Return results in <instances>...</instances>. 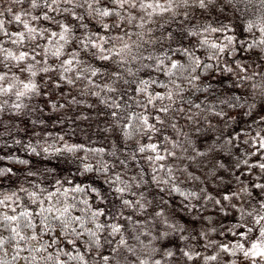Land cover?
I'll return each mask as SVG.
<instances>
[{
    "label": "trees",
    "instance_id": "1",
    "mask_svg": "<svg viewBox=\"0 0 264 264\" xmlns=\"http://www.w3.org/2000/svg\"><path fill=\"white\" fill-rule=\"evenodd\" d=\"M233 2L212 0L214 6L205 9L191 5L190 9H179L181 14L173 18L172 13L141 9L137 0L136 7L126 4L127 11L121 9L119 14L113 12L106 17L105 22L115 26L103 30L89 16L86 0H56L52 9L43 2L32 8L31 0H0V20L7 30L6 38L0 29V71L7 64L19 80L32 79L40 89L39 93H30L32 102H24L22 96L10 98L9 103L0 100V170L12 169L10 173L0 172V225H3L0 237L5 238L0 244V261L55 264L58 258L63 264H84L77 257V253H82L87 264H103L95 257V245L91 252L87 250L92 240L88 232L91 230L102 237L105 254L117 247L120 236L124 235L132 252L121 245L112 254L119 264H140L145 259L152 264L156 260L161 264H264V258L246 256L236 247L243 244L246 250L260 237L259 226L252 223L251 215L244 214L241 219L240 206L260 212L259 202L264 200V189L255 187L257 183L264 184V170L256 164L264 163V151L258 150L259 145L251 139L257 131L264 135V122L260 120L264 117V59H261L264 53L255 48L251 52L241 50L234 57L213 47V42L227 44L229 50L239 47V40L255 39L259 43L261 34L256 18L264 10L259 0H239L240 10L232 7ZM47 3L51 4L52 0ZM99 5L117 7L113 0H99ZM99 5L93 3V7ZM186 10L187 17L183 16ZM43 12L53 19H46ZM13 13L20 14V21L13 18ZM249 20L253 24L251 31ZM62 23L75 33L67 42L59 35ZM29 28L40 29L44 36L38 32L30 35ZM222 28L225 30L221 31ZM188 29L192 30L191 35ZM97 31L108 35L105 47L115 46L124 60H119L115 52L108 61L91 57V52L72 59L73 48L81 51L77 40L85 33ZM16 32L23 33L25 39L16 43L19 39L14 35ZM180 32H184L183 38ZM169 33L173 35L170 37ZM229 35L237 42H229ZM61 43L64 48L57 57L54 52ZM124 44L128 45L126 49L121 47ZM184 48L192 56L200 57L198 66L192 56L182 51ZM9 49L13 56L5 59ZM22 51L29 55L22 61L16 60L14 57ZM65 59H72V65H65L68 71L64 75L74 83L59 75L64 71L60 64ZM235 59L241 61L243 68L237 66ZM157 60L162 63L157 64ZM172 60L179 62L176 67L171 66ZM81 61L94 63L106 74L92 77L95 84L77 77V68L83 70ZM29 64L34 66V77L28 70ZM204 65L209 67L205 69ZM45 68L47 73L42 70ZM46 75L50 79H45ZM193 76L199 79L193 80ZM237 76L250 78L238 80ZM11 78L14 79L8 76L0 81V86L12 82ZM54 80L60 81L58 86L52 83ZM141 80L145 83L141 84ZM137 87L147 88L148 93L136 92ZM14 88L16 92L22 89ZM44 92L48 95H43ZM149 99L151 103H147ZM16 104L20 108H15ZM249 104L253 105L251 109ZM161 108L168 111L160 112ZM21 110L35 113L34 121L20 114ZM133 112L136 115L129 123L128 117ZM145 113L157 131L144 127L140 117ZM156 114L162 117V122L155 120ZM149 143L156 144V149L144 147L141 151L140 146ZM209 146L212 151H208ZM117 186L126 191L116 193ZM242 186H249L251 195L240 193L231 197V203L237 207L222 199L225 191L239 192ZM41 189L52 194L51 201L43 197L45 206L70 205L66 220L55 222L70 225L67 236L58 235L59 228L41 233L40 243L47 241L43 249L38 244L33 248L27 240L15 239L11 235V224L15 222L5 220V215L32 208L39 228V213L28 193ZM93 189L103 193L106 199H97ZM200 189L205 192L198 197L187 195L199 193ZM207 192L221 199V204L216 205L214 199L204 200ZM124 199L131 200L132 205L122 207ZM141 203L146 205L142 210ZM221 205L225 206L223 211ZM98 207L105 211L97 213L94 219L93 212ZM117 211L123 215L117 216ZM157 212L161 215L157 216ZM52 215L49 214L50 223ZM128 216L132 219H126ZM164 218L176 225L175 231L163 223ZM18 219L19 230L29 235L26 218ZM113 221L123 226V233L111 234ZM97 223L105 228L98 231ZM163 232L168 234L161 236ZM18 243L20 248L15 247ZM220 244H227L228 249H221ZM165 249L173 255H165ZM185 250L200 255L189 260ZM212 256L216 258L205 259ZM109 264L115 262L110 260Z\"/></svg>",
    "mask_w": 264,
    "mask_h": 264
},
{
    "label": "snow or ice",
    "instance_id": "2",
    "mask_svg": "<svg viewBox=\"0 0 264 264\" xmlns=\"http://www.w3.org/2000/svg\"><path fill=\"white\" fill-rule=\"evenodd\" d=\"M43 2L44 6L52 9L53 5L56 4V0H52V3L49 4L47 3V0H31V4L30 7L32 8H36L39 6V3ZM87 8L89 10V16H91L93 19H95L97 21V23L99 24L100 28L103 30H109L110 27H114V24H110L109 22H105V18L108 17L111 13L115 12L117 14H119V11L122 9L124 11H127V8H125V5L128 4L131 7H136L137 6V0H113V4L116 5L117 7H108L106 5H99V0H92V2H87ZM93 3H96L97 5H99L98 7H93ZM260 3V7L262 10H264V0H259ZM191 5H198L200 9H205L207 7H209L210 5L214 6L212 4V0H163V3H161V0H140L139 3V7L141 9L144 8H151L153 11H157L160 13H172L173 18H175V16L180 15L181 13L178 11L181 8L184 9H190ZM239 0H234L232 7L235 8L236 10H240L239 7ZM251 6V5H249ZM59 7V5H57V8ZM80 7H84V5H80ZM8 12H12L11 8L6 9ZM42 15L48 19V20H52L53 18L51 16L48 15L47 12H43ZM73 15H77L75 12H73ZM183 16L187 17L188 16V11H184L183 12ZM13 18L16 21H20L21 16L19 13H13ZM79 19H83L82 16L79 17ZM121 19H123V17H121ZM149 19H151V13H149ZM256 23L259 27V31H260V40L259 43H257V41L255 39L252 40H239L238 44L239 47H231V49L229 50V46L227 44H217L215 42H213V47L214 48H218L220 50V52H227L228 55L230 56H234L237 52H240L241 50L245 51V52H251L252 50H254L255 48H260V52L264 53V47H261L262 45H264V13H262L260 16H258L256 18ZM4 25V21L0 20V29H2L5 32L6 38H7V30L3 28ZM25 26L27 27V22H25ZM81 27H83V25H81ZM253 27L252 21L249 20L248 21V28L249 31H251ZM221 31L225 30V29H220ZM188 34L191 35L192 34V30L188 29ZM204 31H206V29H204ZM38 32L39 35L41 37L44 36V32L41 31L40 29H35V28H29V34L31 35L32 33ZM14 35L16 37H18L19 39L16 41V43H19L20 41H22L23 39H25L23 33L21 32H16L14 33ZM56 33L53 32L52 36H55ZM60 38L67 42L69 40L72 39V37L75 35V33L70 29V26L66 23H62L61 25V31L59 33ZM170 37L173 35L172 33L168 34ZM180 38H183L184 36V32H180L179 33ZM51 36L48 37L49 40H51ZM227 40L231 43H236V38L229 35L227 37ZM78 43H80V47H81V51L77 52V50L75 48H73V56L72 59H78L79 56L81 55V53H83L85 56L88 55L89 52H91V57L98 59L100 61H108L110 59L114 58V52H115V56L119 57V60H124L125 57L124 55L121 54L120 51L115 50V46H113L112 48H108L105 47V44L109 42V37L108 35L105 34H101L100 31H97L94 34H90V33H85L84 36L80 37L77 40ZM200 47H202L203 45H198ZM37 47H39V45H37ZM47 48V45L45 46ZM122 48L126 49L128 47V45L124 44L121 46ZM64 48V44L61 43L58 47H56V50L54 52V55H56L57 57H59L62 54V49ZM92 49H95L96 51H92ZM182 51H184L185 53H187L189 56H192V53L188 51V49L184 48L182 49ZM29 55L26 52H20L17 56H15L14 58L18 61H22L25 59V57ZM13 56V53L11 51V49L8 50V52L5 55V59H7L8 57ZM72 59H65L63 60V62L60 64V67L62 69H64V71H62L59 75L61 77H63L64 80H68L69 83H74V81L69 80V78L67 76L64 75V73L66 71H68L67 68H65V65H72ZM134 59H138V57H134ZM193 62L195 65H199L200 63V57L199 56H192ZM261 59H264V56H261ZM81 63L83 64V70L77 68L76 71V76L77 77H85L86 79L90 80L93 84H95V81L92 80V77L95 76H99L102 73L106 74V71L104 69H102L101 67L95 66L94 63H88L85 61H81ZM157 64L162 63V61L157 60L156 61ZM178 61L176 60H172L171 62V66L172 67H176L178 65ZM235 63L237 64V66H239L240 68H243V64L241 63V61L239 59H235ZM123 66V65H121ZM33 65L29 64L28 65V70L31 72L32 76L34 77L36 75V72L33 71ZM51 67H55V65H52ZM209 66L208 65H204V68L207 69ZM4 71H0V81L5 80L8 76H13L15 80H18L19 84L23 85V91H18L15 93L17 99H19L22 95L25 94H30V93H39L40 89H39V85L32 79H29L27 82L23 81V80H19V78L16 76L15 73L11 72V69L8 68V65L5 64L4 65ZM44 72L47 73L48 69H42ZM227 70L229 72H233V69L231 67H228ZM129 72L132 71V69H128ZM86 73H91V75H86ZM113 75L119 76V73H113ZM250 77H240L237 76L238 80H243V79H249ZM45 79H50L49 76H45ZM193 80L199 79V77L193 76L192 77ZM60 81H52V83L55 86L59 85ZM141 84H144L145 81L141 80L140 81ZM15 87V84L13 82H8L6 84H4L3 86H0V93H4V92H8L11 91L13 88ZM106 87V85H105ZM254 87H261V85H254ZM136 92H145L148 93V89L147 88H139L137 87L135 89ZM94 95H98V93H93ZM262 94H264V87H262ZM43 95H48L47 92H44ZM156 96H161V93H156ZM169 96H171V93H169ZM147 103H151V99H149L147 101ZM2 107V106H0ZM117 108L120 107L119 104L116 105ZM253 107L252 104H249V108L251 109ZM15 108H20L19 104L15 105ZM160 112H164L166 113L168 111V108H161L159 110ZM113 115H116V113H112ZM136 113L133 112L129 115L128 119H129V123H131V119L133 116H135ZM221 115H223V113H221ZM140 119L143 121L144 127L151 129L153 132L157 131L156 127L149 123L148 120V116L145 113L144 115H142L140 117ZM155 120L156 121H160L162 122V117L159 114L155 115ZM260 120L262 122H264V117H260ZM253 123H255V121H253ZM252 142L253 144H258L259 145V149L261 151H264V135H261L260 131H257L255 136H253L252 138ZM141 151H143L144 147L147 148H151V149H156V144L154 143H149L147 145H141ZM208 151H212V146H209ZM197 155H201V153H197ZM158 159H162V157H157ZM149 159H151V157H149ZM190 159L194 160L195 157H190ZM25 163H27V161H25ZM219 163V162H218ZM247 162L245 161V164ZM257 166L261 169L264 170V163H260V162H256ZM220 167H223V164H219ZM87 167V166H86ZM160 167H163V165H160ZM236 167L239 168L240 164L237 163ZM155 170V169H154ZM248 171H251V169H248ZM0 172H12L11 168H7V169H3L0 170ZM117 179H119L117 177ZM57 183H59V181H57ZM173 187L175 188L176 191H180L179 188H177L175 185H173ZM256 188H260V189H264V184H260L257 183L255 185ZM21 191H23V189H21ZM58 191V190H57ZM94 192H97V199L103 200L106 199L105 195L103 193H100L98 190L93 189ZM126 191V189L124 187H120L117 186L116 187V193H124ZM205 190L204 189H200V192H189L187 193L188 196L191 197H198L200 195V193H204ZM240 193H246L248 195H251L249 186H242L239 190V192H231V191H225L222 194V199L225 201H228L229 205H231L233 208L237 207V205L232 204L231 203V197L233 196H238ZM182 195H185V193H181ZM13 195H15V193H13ZM29 197L31 198V203L33 205L36 206L35 211L37 213H39V224L41 225L39 228H37V224H36V217L33 214V209L32 208H24L22 212H18L15 215H5V220L8 221H12L15 223L11 224V235L20 241H24L27 240L29 241V243L32 245L33 248H36L37 244L39 245L40 249L44 248V244L47 243V241H43V243H40V241L43 240V237L40 235L41 233H48L50 231H52L54 228H59V232L57 233L58 235H64L65 237L67 236V229L70 227V225L68 223H62L57 225L55 222L57 220H66L67 218V212L69 211L70 205H64L61 208H57L54 207L53 204L48 203L47 206H45V200L43 199L44 196H47L48 201L52 200V194L49 192L44 191L43 189H41L40 191H30L28 193ZM18 198V197H17ZM204 200H210V199H214L215 200V204L216 205H220L221 204V199H216L213 197V194L211 192H207L206 194H204L203 196ZM5 199H11V197H5ZM260 206H261V210L260 212H256L255 208H252L251 211H249V209H244L243 206H240L241 208V219H243V215L244 214H248L252 216V223L256 224L259 226V233H260V237L253 240L252 241V246L250 248H247L246 250L244 249V245L243 244H237L236 247L240 250H242L244 252V255H249L251 254L252 256H260L262 258H264V226H261V222L264 221V200L260 201ZM132 205V201L131 200H127L124 199L122 201V207H128ZM146 207L145 204L141 203L139 205V208L142 210ZM224 205H221V210H224ZM105 211V209L103 208H96L95 211L93 212V218H96L97 213H103ZM163 211V210H161ZM50 213H54V215L51 216V223L49 222V214ZM254 213V215H253ZM117 216H121L123 215V212L121 211H117L116 212ZM157 216L161 215V212H157L156 213ZM24 217L27 220V224L25 225L26 228L30 229V234L29 235H25V233L21 232L19 230V217ZM75 219L79 220V217H75ZM126 219L131 220L132 217L128 216L126 217ZM163 223L165 225H169L170 229L175 231L176 230V225L175 224H170V221L167 218L163 219ZM0 227H3V225H0ZM111 234L113 236H115L117 233H123V226L116 222L113 221L111 224ZM245 227H248V225H245ZM97 230H102L105 228V225L102 223H97L96 225ZM89 235L92 237V240L89 242V244L87 245V250L89 252H91L92 250V246L95 245L97 251L95 253V257L96 259L100 260L103 262V264H109L110 260L114 261L115 264H119L118 261H116V256L112 255L114 253L118 252V248L123 245L125 248H127L128 252H132V248L128 247L125 241V237L124 235L120 236V239L118 241L117 247H113L110 249V251L105 254L103 253L102 249H103V244L101 243L102 241V237L100 235L97 234V232H92L91 230H88ZM168 233L167 232H163L161 233V236H166ZM77 235H80L79 233H77ZM200 235H204L203 232L200 233ZM240 235H245V233H240ZM181 239H185L184 236H181ZM5 242V238L0 237V244H3ZM16 248H20L21 245L18 243L15 245ZM219 247L221 249H228V245L227 244H220ZM18 255V253H17ZM51 255V254H50ZM165 255L167 256H171L173 255V253L167 249H165ZM184 255L191 260L194 256H199L200 253L199 252H195V251H184ZM77 257L79 260L84 261V264H87V261L85 260V255L82 253H77ZM215 256L212 257H205V259H215ZM0 264H4L3 261H0ZM55 264H63L62 261H59V259L57 258L55 260ZM140 264H152L151 261L145 259L140 261ZM154 264H161V262L159 260H156L154 262Z\"/></svg>",
    "mask_w": 264,
    "mask_h": 264
},
{
    "label": "rangeland",
    "instance_id": "3",
    "mask_svg": "<svg viewBox=\"0 0 264 264\" xmlns=\"http://www.w3.org/2000/svg\"><path fill=\"white\" fill-rule=\"evenodd\" d=\"M27 67H28V66H27ZM11 80H13L12 82L15 84V87H16V88H22L21 91H23V85H21V84H19V83H15L17 80H15V79H13V78H11ZM11 80H10V81H11ZM15 90H17V89L14 88V90L12 89L11 91L1 93V95H0V100H2L3 103H9V102H10V101H9L10 98H16V95H15L16 91H15ZM22 98L24 99V102H26V103H27V101H28V102H29V101L32 102V97H31L30 94L22 95ZM26 100H27V101H26ZM28 104H29V103H28ZM20 114H23V115H25V116H28L30 119L33 118V121H34L35 113H33V112H32V113H29V112H27V111H25V110H21V111H20ZM30 114H31V116H30Z\"/></svg>",
    "mask_w": 264,
    "mask_h": 264
}]
</instances>
